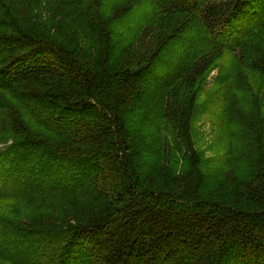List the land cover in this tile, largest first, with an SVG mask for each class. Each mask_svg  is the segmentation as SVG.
<instances>
[{
    "label": "trees",
    "instance_id": "trees-1",
    "mask_svg": "<svg viewBox=\"0 0 264 264\" xmlns=\"http://www.w3.org/2000/svg\"><path fill=\"white\" fill-rule=\"evenodd\" d=\"M36 3L39 19L31 28L15 18L22 5L19 0H0V23L10 27L0 38V81L14 73L6 89L21 96L15 101L18 108L10 109L2 100L0 159L22 153L26 144L47 157L30 165L20 163L19 168L8 166L19 176L33 171L34 178L20 184L0 177V263L264 264V180L247 182L254 180L251 169L256 175L264 169V116L260 123L253 122L241 156L229 143L227 158L219 167H209L211 160L193 148L191 111L179 124L172 105L165 108L182 76L209 72L216 58L224 56L227 69L232 63L225 59L234 58L233 72L246 67L264 73V0H152L137 15L142 18L133 22L131 32L121 26L120 15L106 17L102 8L97 14V0H70V10L77 11L76 19L88 29L82 33L49 9L50 18L41 24L43 13L38 10L40 1ZM160 6L179 11L176 14L185 10L187 15L180 20L188 18L185 26L190 29L174 41L172 36L166 40V35L160 51L147 61L149 66L133 69L134 55L139 54L134 43L144 27L160 21ZM164 24L159 34L168 30ZM192 27L196 35L192 42L173 51L175 73L159 75L171 48L189 40ZM168 42L172 47L166 49ZM209 50L220 53L200 61ZM46 74L64 78L66 92L30 86L28 79ZM230 81L231 85L233 78ZM20 82L21 89L14 86ZM231 93L226 95L223 116L239 123V113L229 109ZM238 101L236 97L232 103L238 106ZM45 102L55 108L39 106ZM20 117L30 125H21ZM175 131L183 143L170 148L173 157L184 150V156L190 155L174 159L159 183L162 180L151 175ZM242 158L257 164L247 170L249 178L225 180V169ZM48 161L67 169L69 161L84 164L91 173L81 186L47 184L42 177L51 173ZM179 166L186 180L173 174ZM195 166L201 168L196 182ZM236 190L237 200L225 203ZM31 236L46 240L45 250L23 256L14 246L27 245Z\"/></svg>",
    "mask_w": 264,
    "mask_h": 264
},
{
    "label": "rangeland",
    "instance_id": "rangeland-1",
    "mask_svg": "<svg viewBox=\"0 0 264 264\" xmlns=\"http://www.w3.org/2000/svg\"><path fill=\"white\" fill-rule=\"evenodd\" d=\"M22 5L16 12V19L21 25H27L31 26V28H36L35 24L38 22L39 16H37V1H40V4L38 6V10L43 13V22L41 24H44L46 19L48 20L50 18L49 15L52 14V12L59 14L60 17H63V19L67 20L69 23L72 24V27L79 33H82L83 31H88L84 23L77 20V11L70 10L71 8L67 5V2L70 0H19ZM149 1L152 0H97V5L94 8H97V14L101 15V8L104 9L103 12L107 16H112L113 14L120 15L121 26L126 27L125 30L128 32H131V30H134L133 22L137 23L138 20H141L142 17L137 16L142 8L146 7L147 4H149ZM27 2V3H26ZM160 4V3H159ZM150 5H152L150 3ZM43 7L41 10L40 7ZM163 6V5H162ZM160 6V7H162ZM132 8V11L125 15L127 12H124L125 10ZM49 9L50 12L47 10ZM106 10V12H105ZM102 14L104 15V13ZM177 10L172 8H164L162 7V11L160 12V15H163L160 19V21L155 25H150L144 27L145 31L142 30L141 36L136 40L134 43V46L137 49L138 47V53L134 55V63L132 66L133 69L141 68L143 66H149L148 60H151L154 56V52L160 51V48L164 45V39L167 36L166 40L172 36L171 40L174 41L175 39L179 38L180 36L183 37L187 33V31L190 29V26H185V23L190 24L189 19H184L183 23L180 18H184L185 10L181 11L180 13L176 14ZM15 14V13H14ZM165 14V15H164ZM166 14H169L171 17L167 16ZM115 15V16H116ZM125 15V16H124ZM1 16V15H0ZM167 18H171L167 19ZM106 19V18H105ZM9 19L7 18V21ZM180 20V21H179ZM3 21L0 18V22ZM166 21V22H165ZM125 23V24H123ZM165 23V24H164ZM164 24V27H167L168 30H163L161 33H158V30L161 29L160 25ZM5 24L0 23V38H3L7 35V32L10 31V27L8 24V27L4 26ZM40 27H43L40 25ZM118 29V27H116ZM130 28V29H129ZM192 32L188 39H184V42L181 44L180 42L175 45V48H171V54H169V57H166L165 63L160 64V70L158 73L159 75L165 76L168 73H170L168 76H171L175 73L176 70H171L172 65L175 62L176 55L173 51H178L184 47V45L191 43L192 40L195 38V31L193 27L191 28ZM165 34V35H164ZM78 35V34H77ZM164 35V36H163ZM186 42V44H184ZM158 43V44H157ZM150 44L151 47L150 48ZM3 45V44H2ZM172 47L171 42H168L165 46L167 49L168 47ZM208 48L209 46H203ZM134 49V51H135ZM133 51V53H134ZM173 52V53H172ZM167 53V52H166ZM219 51H215L212 53V50H209L207 54L202 56L200 58V61L204 59L206 55L208 57L206 59L215 57V54H219ZM141 56V57H140ZM159 57H161L159 55ZM144 58L143 60H141ZM162 60V59H161ZM224 56L222 58H216L210 65V70L204 71V73H196L194 71L187 72L186 75L182 76L180 78L181 82L179 85L175 86L173 88L174 97L170 99V101L165 102V108L168 107V105H172L174 115H176L179 118L180 123L182 124L183 121H186V116L188 115V112H190V123L191 124V130H192V138L194 146L193 148L195 150H198V152L202 151L203 157L205 159L211 160L210 163H208L209 167H219L218 163L221 161L223 162L227 156V147L229 143H232L231 146H233L234 153L237 154V156H241L244 153V150L247 148L248 143V137L250 136L252 132V125L253 122L260 123V119L264 116V73L255 72L250 70V68H240L237 67L235 72L231 71V68L235 67L236 62L233 59L226 58L225 60L228 61V63H232L230 68H228V65L226 62L223 61ZM238 62V61H237ZM239 64V63H238ZM224 65V66H223ZM201 70L205 68L204 64L200 65ZM0 69H3L2 66H0ZM169 72H165V71ZM171 70V71H170ZM167 73V74H166ZM15 74L9 73V75L1 79L0 81V106H3L5 104V101H2L3 98L6 100L8 106L10 109L12 108H18L19 105L15 102L18 100V97L16 94H14L11 89H6L8 86V79L9 77L14 76ZM230 78H233V86L230 85L231 81ZM179 80V81H180ZM229 81V82H228ZM28 82L30 86L33 89L36 90H61L66 92L68 89L66 87L65 79L54 74H46L41 75L39 77H32L28 79ZM23 82L17 83L14 85L15 87L22 88ZM237 86V87H236ZM236 87V88H235ZM172 88V87H171ZM232 92L231 95V105L229 108L230 111L236 110L241 116V119L239 123H234L232 120L227 119V115L223 116L225 114L223 112L224 108V101L226 100V95H228ZM172 92V91H171ZM238 98V106H236L233 102L235 98ZM168 100V98H167ZM40 107H49V108H55V105L45 102L44 104H40ZM235 107L238 109H235ZM185 110V113L183 112ZM182 112V113H181ZM231 116V115H228ZM233 117V116H232ZM22 117H20V120ZM173 121H176V118H174ZM27 121L23 120L21 121V125H25ZM27 126L30 124L27 122ZM182 128V127H181ZM180 128V130H181ZM189 130V129H188ZM247 134V137H245ZM24 135V134H23ZM169 143L166 141V151H165V157L163 160L160 161L158 168L152 173L151 177H155V179L162 180L159 183H162L166 177V170L171 169V165L175 157H173L174 151H170L171 147H176V143L182 144V139L180 137L178 138L176 135H171V137H168ZM29 144L25 145V149H23L22 153H18V151L5 159H0V177L2 178L5 176L6 178L12 179V182H16L17 184L22 183L27 178H34V174H32L33 171L27 170L22 175L19 176V173L9 172V168H13L14 164L16 167L19 168L20 163L21 164H31V163H38V160L42 158V160L45 157L46 153L43 154L38 151V148L35 149H29ZM184 146V144H183ZM0 147H4V144L0 143ZM39 152V153H38ZM185 150L183 152H179L176 155L177 159H186L189 155L187 154L184 156ZM196 153V151H194ZM52 155V154H51ZM198 156H201L200 154H197ZM39 158H38V157ZM175 159V160H177ZM190 160V159H189ZM188 160V161H189ZM51 163V161H48ZM182 162V161H181ZM239 164V165H238ZM235 165H232L229 169H225V180L229 178H236L235 180H243L247 176V170H249V167H253L257 164H251L248 160L245 158H242V160ZM56 164L51 163L49 164V168H51V173H46L44 177H42L44 182H47V184H74L73 187H76L79 185L80 181L85 179L86 177H89V174L91 172H88V169L84 168V164L79 165L78 163H73L70 161L66 163L65 165H68V169L62 165L55 166ZM186 168L190 164H186ZM237 165V166H236ZM196 167V166H195ZM32 168V167H31ZM30 168V169H31ZM66 168V169H65ZM194 168V167H193ZM159 169V170H158ZM162 170V172L160 171ZM190 170V169H189ZM201 168L196 167L194 170V176L192 177L194 182L197 181V179L200 181L201 176L200 175ZM254 173V176L250 177L254 180H248L247 182H257V184H260L264 180V169H258V174L256 175L255 169H251ZM173 173V172H172ZM175 176H180L181 179L186 180V172L184 171V168L181 166L178 167L176 171H174ZM255 175L257 176L255 178ZM107 175L102 174V177L105 181L111 182L112 179L106 178ZM186 176V177H185ZM199 176V178H198ZM185 177V178H184ZM177 179V178H176ZM256 179V180H255ZM261 179V180H260ZM7 182V180H6ZM177 182V181H176ZM222 184H227V181H223ZM237 184V183H235ZM82 183H80V186ZM103 185V184H102ZM224 186V185H223ZM238 190L235 191L234 197H228L227 201L225 203H231L235 202L237 200ZM17 203V202H16ZM19 203V202H18ZM25 221H29L28 219H25ZM46 240L40 241V239L35 238L34 236H31L30 238L27 237L25 240V243L27 245H16L14 246L17 249V252L22 254L23 256H27L35 250L36 252L42 253L45 250L44 244ZM47 243V242H46ZM40 260H36L35 263H39ZM31 263L30 261H28ZM2 264V263H0Z\"/></svg>",
    "mask_w": 264,
    "mask_h": 264
}]
</instances>
